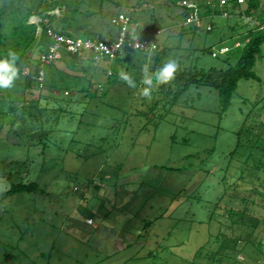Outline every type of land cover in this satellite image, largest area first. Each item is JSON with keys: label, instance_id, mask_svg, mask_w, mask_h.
I'll use <instances>...</instances> for the list:
<instances>
[{"label": "rangeland", "instance_id": "1", "mask_svg": "<svg viewBox=\"0 0 264 264\" xmlns=\"http://www.w3.org/2000/svg\"><path fill=\"white\" fill-rule=\"evenodd\" d=\"M161 2L59 0L50 14L54 29L66 23L75 38L84 40L91 31L113 41L118 30L112 16L124 13L143 30L150 15L139 12L155 8L151 23L160 33H150L149 42L167 48L181 67L223 69V55L213 58L201 50L219 54L233 45L258 25L264 8L260 0L256 18H250L243 14L246 0L238 11L230 4L227 18L214 13L193 34L183 24L185 10L169 13L157 7ZM75 9L82 14L73 15ZM39 22V17L28 21ZM40 35L38 27L29 76L21 74V61L14 87L0 89V264H264L256 245L264 243V218L253 215L261 209L240 212L243 199L264 206L263 191H248L249 177L237 180L247 173L242 170L251 150L246 141L256 144L250 129L264 123V109L257 105L264 96V45L254 67L259 79L238 83L223 116L216 92L206 88L189 89L165 112L159 106L143 115L159 99L158 88L144 96V85L132 89L121 79L107 81L108 72L128 66V54L95 60L85 53L74 59L60 50L59 61L43 66L45 87L34 88ZM152 63H146L149 71ZM127 73L133 76L135 70ZM254 133L264 137L259 128ZM22 181L36 183L46 194L6 197L10 186Z\"/></svg>", "mask_w": 264, "mask_h": 264}, {"label": "trees", "instance_id": "2", "mask_svg": "<svg viewBox=\"0 0 264 264\" xmlns=\"http://www.w3.org/2000/svg\"><path fill=\"white\" fill-rule=\"evenodd\" d=\"M101 2L107 0H100ZM138 5L144 4L146 0H137ZM183 0H163L161 4H158L157 7L166 9L167 12H173L175 10L182 9L180 7V3ZM197 4V10H198V21L199 24H196L195 22L192 24H185V18L187 17V11L185 10L183 17V24L185 26H188L192 28L191 32L193 34L198 33V31L201 30L202 27V21L203 19H208L213 16V14H218L220 16H223V14H226V18L228 17V13L225 8L228 5H232L234 8H237L238 11L241 4L245 2V0H242V3H239V0H189ZM220 1H224V6H220ZM217 2V3H216ZM219 5L222 10L217 11L216 10V4ZM247 9L243 12L244 15L250 18H256V12L260 8V0H246ZM59 6V0H0V59H3L7 56V52L9 49L16 51L20 54V60L17 63V67L19 63L23 62V71L22 75L29 76L28 68L30 65L28 64V61L31 59V54H29V51L34 46V43L36 42V30L39 27L41 29V35H40V44L37 43V47L40 45H43L40 49V55L38 59V66L33 70L31 74V80L34 83V88L38 90H42L45 87V81L43 83V88L40 89L38 86V82L36 80L37 73L39 71V68H41L40 64V56L44 54L48 46L50 45V40L46 35V29L47 28H53V23L56 21V18L54 15L50 14L51 11H54ZM136 8L137 6L134 5ZM153 8L151 11L148 10H141L139 15H150V22L149 26L143 30H140L136 25H132L133 20L126 15L122 14L121 12L117 13L116 15L112 16L111 18V25L115 27L118 30L119 34V28L112 24V20L117 18L119 15H125L129 19V28L131 25L130 30H133V33L128 35L129 39H133V37H139V40H148L150 33L155 34V32L159 31L157 30L158 27L156 25H152V20H154L153 16L155 15L156 10ZM222 12V13H221ZM73 15H80L82 12H78L77 9L72 11ZM240 15L241 12H238ZM31 17H39L40 22L37 25L29 24L28 21ZM258 19V25L254 28L249 29L244 36L239 38L238 41H236L234 44L239 43V46L234 47V44L226 47L228 48V51L225 54H215L213 57V52L211 49L203 48L201 52H208L212 55L213 58H217L218 55H223V63L225 65V68L223 69H217V68H209L204 69L201 67H198L197 65H191V66H184L181 67V70L177 73L176 80L169 85H162L158 87V94L159 99L152 103V105L148 108V113L145 111L142 114L143 115H149L150 113H153L155 110L159 108V106H162L164 109V112L167 109L172 108L179 100L181 95L188 92L191 88H206L210 91H215L218 100H219V106L221 111V116H223L226 111L231 107L232 105V99L234 95L236 94L238 83L240 81H257L259 78L256 75L254 71L255 64L257 60L261 57V47L264 45V8L260 12V14L257 16ZM136 22V21H135ZM134 22V23H135ZM209 28V29H208ZM56 32L60 33L61 35L75 38L71 34L66 32V23L63 26H60L59 29H54ZM212 30L211 26H208L206 28L207 32H210ZM186 33V29L182 28L181 35ZM88 36L86 39L90 40H97V41H104L100 38L93 37L91 31L87 33ZM46 40H48L46 44ZM112 41V40H110ZM114 41V40H113ZM230 48V49H229ZM167 48H163L160 50V46L156 45L155 51H148V50H139V49H132L124 47L122 50V54H128L129 58V64L124 69L125 72H128L129 69L135 70V75H133V78L137 82V87L140 88L143 86L140 81L142 79V69L143 66L148 63L149 60H152V64L150 65V71H155L158 67L162 66V59H170L172 56H170V53L167 52ZM69 54V53H68ZM71 55V54H70ZM74 59L80 55H71ZM59 61V60H56ZM55 61V62H56ZM138 62L141 64L140 66H137L134 64V62ZM53 62V63H55ZM51 63V64H53ZM43 70V67H42ZM138 70V71H136ZM25 72V74H24ZM44 72V71H43ZM45 76V74H44ZM120 77L118 73L108 72L107 73V81H113L114 83L119 80ZM92 81V78L90 82ZM124 83V82H123ZM31 85V82H27L25 84V89H29ZM155 93L154 91H152ZM97 93V92H96ZM94 93H91L90 97H93ZM65 95L67 96L68 93ZM39 98H37L38 100ZM37 100L32 101L33 103L32 108L36 105H34ZM257 105H261L262 109H264V96L257 102ZM182 106L190 107L187 105L186 101H182ZM245 121L241 124V129H243L245 125ZM256 128L261 129L264 131V123H261L260 125L253 126L250 129V132L253 134V139L255 140L254 147L251 146L252 140H247V145L249 146L250 154L245 159L243 163V169L246 170V174L240 173V176L237 178L239 183H243L242 181H245L247 179L246 177L250 178L249 184L246 186L248 187V191L253 192L254 194L258 191V189L263 191V195H261L259 198L261 201L264 202V137L262 134H255L254 130ZM242 130L238 132V135L240 136ZM247 146V147H248ZM240 147V144L237 145L235 150L232 153H237L238 148ZM231 153V154H232ZM241 170V171H242ZM227 171V170H226ZM238 183V187H241V185ZM233 186H236V183H233ZM237 187V186H236ZM39 194L41 196H44L46 194V191L44 189H41L36 183L32 182H26L23 181L18 184H12L10 188L6 191L5 195L6 197H10L15 194ZM219 200H222L220 198ZM242 204H245L243 207V210L240 212L248 213L250 209L260 208V212H256L253 215L258 216V214H261L258 217L264 218V206L261 204H254L250 203L248 204L247 200L243 199ZM257 217V218H258ZM259 222V221H257ZM260 223V222H259ZM147 226L149 224H146ZM259 224H253L252 228L255 229ZM258 248L262 251V247L264 246L263 242H258L256 244Z\"/></svg>", "mask_w": 264, "mask_h": 264}, {"label": "built area", "instance_id": "3", "mask_svg": "<svg viewBox=\"0 0 264 264\" xmlns=\"http://www.w3.org/2000/svg\"><path fill=\"white\" fill-rule=\"evenodd\" d=\"M239 3H242V0H239ZM224 4V1H221V5ZM180 7L187 11V17L185 18V24L196 23L199 24L198 21V10L197 4L189 1L183 0L180 3ZM226 17V14H223ZM112 24L119 28V34L114 41H97L90 39H79V38H71L60 33L56 32L54 29L47 28L46 35L50 40V45L48 46L47 51L40 56V64L41 68L36 76V80L38 82V86L40 89L43 88L44 83V72L42 67L44 65H49L56 60L60 59V50H64L65 52L71 55H81V54H92L95 60L98 59H116V57L122 52L124 47L139 49V50H148L155 51V48H152L151 42L148 40H134L129 39L128 35L131 34L129 28V19L125 15H119L117 18L112 20ZM209 29V28H208ZM160 32L157 31V34ZM139 43V47H135L134 45ZM228 51V48H221L219 50V54H225ZM215 53L213 54V57ZM25 74V72H24ZM262 251L264 252V246L262 247Z\"/></svg>", "mask_w": 264, "mask_h": 264}, {"label": "clouds", "instance_id": "4", "mask_svg": "<svg viewBox=\"0 0 264 264\" xmlns=\"http://www.w3.org/2000/svg\"><path fill=\"white\" fill-rule=\"evenodd\" d=\"M139 37H133L134 40H138ZM139 47L140 44L134 45ZM152 48H155V44H152ZM20 60V54L14 50L9 49L7 56L0 59V89H10L14 87L15 81L20 76L17 63ZM181 70V65L175 58L168 59L158 67L155 71H149L147 65L142 69V79L140 83L144 85L142 94L144 96L150 95L151 90L162 85L172 84L176 80L177 73ZM120 79L132 89L137 87V82L133 76L123 70L118 73Z\"/></svg>", "mask_w": 264, "mask_h": 264}]
</instances>
